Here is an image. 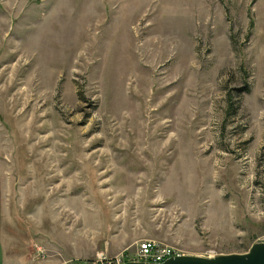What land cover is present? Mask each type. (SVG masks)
Here are the masks:
<instances>
[{"label":"rangeland","instance_id":"374dc122","mask_svg":"<svg viewBox=\"0 0 264 264\" xmlns=\"http://www.w3.org/2000/svg\"><path fill=\"white\" fill-rule=\"evenodd\" d=\"M0 203L32 264L264 240V0H0Z\"/></svg>","mask_w":264,"mask_h":264},{"label":"built area","instance_id":"2783aa9c","mask_svg":"<svg viewBox=\"0 0 264 264\" xmlns=\"http://www.w3.org/2000/svg\"><path fill=\"white\" fill-rule=\"evenodd\" d=\"M37 251L38 255L41 257L48 254L46 248L41 244L37 245ZM181 254L185 253L177 246L164 243L157 239L147 238L141 241L133 251L122 250L111 256L105 253H100L94 260L93 264H125V262L130 260L161 262L171 256ZM210 255L212 256L215 254Z\"/></svg>","mask_w":264,"mask_h":264},{"label":"water","instance_id":"95a60500","mask_svg":"<svg viewBox=\"0 0 264 264\" xmlns=\"http://www.w3.org/2000/svg\"><path fill=\"white\" fill-rule=\"evenodd\" d=\"M125 264H264V240L255 241L247 251L215 255L186 253L161 262L130 260Z\"/></svg>","mask_w":264,"mask_h":264},{"label":"crops","instance_id":"0c3cea01","mask_svg":"<svg viewBox=\"0 0 264 264\" xmlns=\"http://www.w3.org/2000/svg\"><path fill=\"white\" fill-rule=\"evenodd\" d=\"M0 203V264H32L26 251L24 241L19 238L13 249H10L5 238L7 234L4 227V216Z\"/></svg>","mask_w":264,"mask_h":264}]
</instances>
